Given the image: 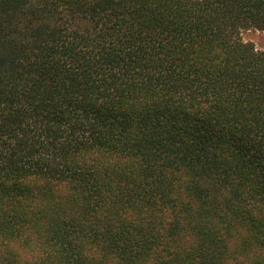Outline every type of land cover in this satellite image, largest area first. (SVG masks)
Listing matches in <instances>:
<instances>
[{
  "label": "trees",
  "instance_id": "obj_1",
  "mask_svg": "<svg viewBox=\"0 0 264 264\" xmlns=\"http://www.w3.org/2000/svg\"><path fill=\"white\" fill-rule=\"evenodd\" d=\"M264 0H0V264H264Z\"/></svg>",
  "mask_w": 264,
  "mask_h": 264
},
{
  "label": "rangeland",
  "instance_id": "obj_2",
  "mask_svg": "<svg viewBox=\"0 0 264 264\" xmlns=\"http://www.w3.org/2000/svg\"><path fill=\"white\" fill-rule=\"evenodd\" d=\"M241 35L245 41L253 42L257 49L264 50V30L257 28L245 29Z\"/></svg>",
  "mask_w": 264,
  "mask_h": 264
}]
</instances>
